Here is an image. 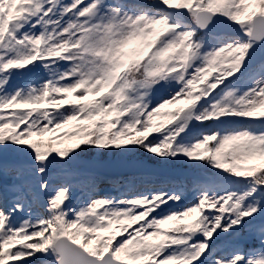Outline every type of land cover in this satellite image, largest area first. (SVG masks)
<instances>
[{"label":"snow or ice","instance_id":"snow-or-ice-1","mask_svg":"<svg viewBox=\"0 0 264 264\" xmlns=\"http://www.w3.org/2000/svg\"><path fill=\"white\" fill-rule=\"evenodd\" d=\"M0 264H264V0H0Z\"/></svg>","mask_w":264,"mask_h":264}]
</instances>
